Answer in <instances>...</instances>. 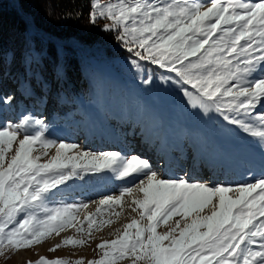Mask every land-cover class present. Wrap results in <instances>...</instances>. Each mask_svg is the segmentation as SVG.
Instances as JSON below:
<instances>
[{
	"label": "snow or ice",
	"instance_id": "1",
	"mask_svg": "<svg viewBox=\"0 0 264 264\" xmlns=\"http://www.w3.org/2000/svg\"><path fill=\"white\" fill-rule=\"evenodd\" d=\"M92 9L91 22L98 17L110 21L105 30L116 29L130 54L174 73L162 80L179 85L205 114L214 108L264 145V112L258 111L264 107V0H114ZM132 64L142 70L137 60ZM143 82L149 84L151 75ZM46 130L43 120L28 115L0 125V251L31 248L68 229L84 233L85 222L90 237L99 224L92 213L80 219L87 203L50 207L48 201L53 189L69 181L110 172L138 183L99 205H121L127 195L139 218L117 229L115 239L98 244L101 255L88 264L125 259L131 264H264V176L236 187L165 178L147 159L84 151L47 138ZM37 145L39 154H34ZM51 148L54 154L41 162ZM174 217H179L174 226L157 231ZM85 243L67 237L50 250ZM37 264L84 261L41 257Z\"/></svg>",
	"mask_w": 264,
	"mask_h": 264
},
{
	"label": "rangeland",
	"instance_id": "2",
	"mask_svg": "<svg viewBox=\"0 0 264 264\" xmlns=\"http://www.w3.org/2000/svg\"><path fill=\"white\" fill-rule=\"evenodd\" d=\"M107 2H114V0H93L92 5ZM201 2L207 3V0H201ZM110 23L107 20L106 25ZM113 30L116 31V29ZM105 46L126 51V54L115 57L97 55L83 57L88 82L82 86L81 95L61 97L54 89V84H60V81L54 79L50 90H45L46 88L11 83L0 76V125L7 122H21V118L28 115L44 121L47 126L45 132L47 138L57 142L74 143L78 146H84L86 141L91 144L90 136L96 138L100 133H103V136H119L118 129L121 134L127 131L133 132L135 140L136 136L141 139L143 131H147L148 143L145 150H142L143 145H138L141 141L138 139L139 141L137 143L135 141L134 144L132 140L131 147L127 150L122 148V144L119 149L111 145L107 147L103 145L98 149V153L118 151L125 156L136 155L147 159L153 169L165 178L186 177L190 182L218 183L236 187L254 182L255 179L264 176V145L261 144L260 138H254L238 125L224 121L214 108L210 113L205 114L197 102L190 101L184 96L179 85L161 79L169 75L174 76V73H168L165 69L151 64L150 61H140L138 57H134L126 50L123 42H109ZM94 47L90 45L87 50H93ZM132 60H137L142 70L136 69ZM149 74L151 82L145 84L143 81L148 79ZM185 87L189 91H195L190 85ZM5 97L13 99L5 104L3 102ZM258 111L264 112V107H258ZM38 127L35 126L33 130ZM137 132L140 134L138 135ZM36 148L37 152L34 154H39L40 146L37 145ZM49 150V155L42 157L41 162L54 154V148ZM165 151L168 154H165ZM167 157L181 167L175 171L166 168L162 163ZM199 166L202 168L205 166L203 175L201 173L203 177L190 176L194 167L195 170H200ZM215 171L218 173H216V179H209L211 173L208 176V172L213 174ZM233 177L235 181H231ZM136 183L138 181L132 179H119L110 172L89 174L83 180L74 179L67 185L53 189L48 206L63 207L88 203L94 195L91 192L107 184L115 185L116 191L112 193L120 195L124 188L134 187ZM135 195L142 198V193ZM99 208L100 213L92 212L97 218L99 230L94 225L89 237L85 222L84 233H77L74 230L68 236L83 238L86 241L83 246H61L51 251L54 245L61 244L65 239L61 233L31 248L19 251L3 249L0 251V264H37L41 257L50 261L62 258L73 262L82 258L84 264L98 259L101 251L97 245L104 240L115 239L119 234L110 238L106 231L117 224L120 215L116 213H119L120 205L99 206ZM207 211L206 209L205 212ZM134 217L139 218V210L134 212ZM176 219L179 217H174L166 226L161 225L157 231H167L169 227L174 226ZM104 220H111L112 223L104 224L102 223ZM134 231L135 229L130 230V232ZM53 237L56 242L52 240ZM119 264H131V261L125 259Z\"/></svg>",
	"mask_w": 264,
	"mask_h": 264
},
{
	"label": "trees",
	"instance_id": "3",
	"mask_svg": "<svg viewBox=\"0 0 264 264\" xmlns=\"http://www.w3.org/2000/svg\"><path fill=\"white\" fill-rule=\"evenodd\" d=\"M92 2L0 0V76L45 90L54 79L61 97L81 95L88 82L83 57L126 54L105 46L120 41L115 30H105L106 19L91 22Z\"/></svg>",
	"mask_w": 264,
	"mask_h": 264
},
{
	"label": "bare ground",
	"instance_id": "4",
	"mask_svg": "<svg viewBox=\"0 0 264 264\" xmlns=\"http://www.w3.org/2000/svg\"><path fill=\"white\" fill-rule=\"evenodd\" d=\"M125 128H127V127H125ZM129 128H131V127H129ZM117 131L119 132V136H116V137L115 136L112 137V135L111 136L110 135L109 136H103V133H100L101 136H103V137H101L100 134H97L98 137H96V138H94L95 136H90L91 144L87 143V141H86L84 146L80 145L78 147H79V149L84 150V151L98 153V149L102 148L103 145L105 147H107L108 145H111V146L117 147L119 149V148H121L120 144H122L123 145L122 148L124 147L127 150L129 147H131L132 140H133V144L135 141L137 143L139 140H141L140 143H138V145L139 144L143 145L142 150L146 149V143H148V140L146 139L147 138V131H143L144 134H143V136H141V139H139L140 137L136 136V138H137L136 140L134 138L133 132L128 133V131H127L124 134L123 133L121 134L119 129ZM137 134L139 135L140 132L139 133L137 132ZM49 152L53 153L52 150H49ZM164 153L168 154L167 151H165ZM178 163H180V162H178ZM162 164H164L166 168H170V170H173V171H175L181 167V165L179 166L177 163L172 161L169 157H167L164 160V163H162ZM199 168H200V170H195L196 168L194 167V169L191 170V172H190V176H196V177L201 176V177H203L202 171H204L205 166H204V168L199 166L198 169ZM173 171H171V172H173ZM201 173H202V175H201ZM216 173H217L216 171L213 174H212V172H208V176H209V174L211 175V177L209 176L208 178L209 179L210 178L216 179ZM196 179H199V178H196ZM200 179H203V178H200ZM225 181H227V179H225ZM231 181H235L234 177H233V179H231ZM99 190H101V191H99ZM112 191H116V189H115V185H111V184L104 185V187L102 186V188L100 186L98 190L92 191L91 194L92 195L94 194V195L92 196L91 201H89L87 203L89 205V207L87 209H82V211L80 212V219L82 220L84 215H86L88 213H92V212L96 211L99 206H102V205H99V201L101 199L106 198L108 196H112V197L119 196L117 194L112 193ZM137 193H139V192H137ZM231 195H233V193ZM132 207H134V205L131 204V197H128V196L124 197L122 200V203L120 205V209H119L120 217L118 219L117 224L114 227H109L108 230L106 231L107 233H109L110 238L115 237V235L118 234L117 229L121 230L123 228V226L125 224L129 223L131 218L134 217V212L132 211ZM74 230L75 229H68V230L62 232V237L66 238V237L70 236L74 232ZM52 240L54 242H56V239L54 237L52 238Z\"/></svg>",
	"mask_w": 264,
	"mask_h": 264
}]
</instances>
